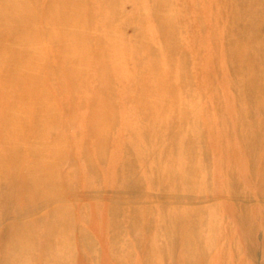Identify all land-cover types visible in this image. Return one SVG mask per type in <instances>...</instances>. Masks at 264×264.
Instances as JSON below:
<instances>
[{
	"label": "bare ground",
	"instance_id": "obj_1",
	"mask_svg": "<svg viewBox=\"0 0 264 264\" xmlns=\"http://www.w3.org/2000/svg\"><path fill=\"white\" fill-rule=\"evenodd\" d=\"M0 264H264V0H0Z\"/></svg>",
	"mask_w": 264,
	"mask_h": 264
}]
</instances>
